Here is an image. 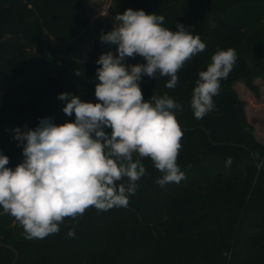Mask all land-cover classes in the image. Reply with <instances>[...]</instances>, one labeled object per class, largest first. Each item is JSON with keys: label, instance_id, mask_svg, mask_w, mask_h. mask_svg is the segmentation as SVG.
<instances>
[{"label": "trees", "instance_id": "trees-1", "mask_svg": "<svg viewBox=\"0 0 264 264\" xmlns=\"http://www.w3.org/2000/svg\"><path fill=\"white\" fill-rule=\"evenodd\" d=\"M114 2L120 14L130 8L163 15V26L173 31L183 24L206 45L180 69L174 89L159 73L140 83L145 101L167 94L181 105L174 111L183 131L177 164L185 178L161 187L162 173L144 158L146 174L127 207H91L43 239L27 238L0 208V241L19 250L18 264H264V143L246 122L233 87L241 79L260 94L254 79L264 77V0ZM88 25L81 0H0V155L9 158L6 167L24 160L16 128L34 130L49 117L56 125L75 120L63 112L59 94L98 102L101 66L50 47L45 37L78 38ZM228 48L237 53L233 70L220 81L214 110L197 119L190 102L198 73L218 49ZM124 63L146 61L135 55ZM70 228L74 237L67 235ZM14 255L0 247V264H12Z\"/></svg>", "mask_w": 264, "mask_h": 264}, {"label": "clouds", "instance_id": "clouds-1", "mask_svg": "<svg viewBox=\"0 0 264 264\" xmlns=\"http://www.w3.org/2000/svg\"><path fill=\"white\" fill-rule=\"evenodd\" d=\"M113 19L112 30L102 32L100 41L117 45V55L103 53L96 61L101 66L96 70L98 102L59 94L58 99L66 101L63 112L69 117L74 113L75 120L56 125L49 117L34 130L16 128L14 139L24 144V160L15 169L6 167L9 158L0 155V208L29 239L58 233L65 218L75 220L91 207H127L146 174L144 158L162 173L156 180L161 187L185 178L177 164L183 131L174 111L181 105L167 94L145 101L140 83L143 76L159 73L169 77L165 86L174 89L180 69L206 45L183 24L173 31L163 26V15L142 9H126ZM135 55L146 63H124ZM236 60L233 48L218 49L206 71L198 73L190 102L195 118L214 110L220 81ZM67 235L74 237L75 229Z\"/></svg>", "mask_w": 264, "mask_h": 264}, {"label": "rangeland", "instance_id": "rangeland-1", "mask_svg": "<svg viewBox=\"0 0 264 264\" xmlns=\"http://www.w3.org/2000/svg\"><path fill=\"white\" fill-rule=\"evenodd\" d=\"M81 2L89 21L88 27L82 29L78 38L61 39L46 33L48 45L56 49H69L70 56L83 60L97 61L101 54L107 52L117 55V45L100 41L101 33L110 32L113 28V18L118 13L114 0H81ZM254 82L259 86V95L241 79L236 80L233 87L244 101L246 122L252 126L255 138L264 143V77L258 76Z\"/></svg>", "mask_w": 264, "mask_h": 264}, {"label": "water", "instance_id": "water-1", "mask_svg": "<svg viewBox=\"0 0 264 264\" xmlns=\"http://www.w3.org/2000/svg\"><path fill=\"white\" fill-rule=\"evenodd\" d=\"M0 247H8V248L12 249L15 253L13 260H12V264H18L19 250L16 247H14L10 243L2 242V241H0Z\"/></svg>", "mask_w": 264, "mask_h": 264}]
</instances>
